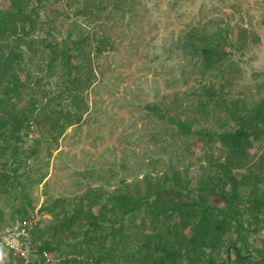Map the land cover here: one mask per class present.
Segmentation results:
<instances>
[{"label":"rangeland","instance_id":"rangeland-1","mask_svg":"<svg viewBox=\"0 0 264 264\" xmlns=\"http://www.w3.org/2000/svg\"><path fill=\"white\" fill-rule=\"evenodd\" d=\"M10 5L0 0V9ZM32 7L39 13L29 35L35 47L21 49L28 87L17 107L31 110L37 100L36 111L19 140L0 137V172L11 176L0 191V228L22 219L17 212L29 202L28 215H38V228L47 231L59 218L41 208L58 200L71 211L92 194L106 202L123 189L145 192L149 178L174 171H187L196 186L207 173V159L198 136L181 131L183 121L193 130L235 128L232 116L209 101L206 89L247 108L264 96V0H34ZM219 28L227 31L232 52L221 68L207 73L186 40L193 30L209 34ZM102 39L107 43L99 51ZM77 41L84 42L80 50ZM55 45L66 47L81 77L92 81L80 98L74 97L60 62L50 63ZM44 112L72 119L79 113L81 122L58 135ZM263 146L264 141L256 143L252 154L258 156ZM32 148L37 153L29 157ZM220 148L216 143L213 152L224 158ZM168 191L180 197L172 187ZM145 217L140 212L127 231L134 243L135 226ZM236 238L233 232L226 243ZM248 246L254 257L264 253V229L251 233ZM69 251L62 246L46 264H63ZM0 264H19V259L0 247ZM22 264L41 260L36 254Z\"/></svg>","mask_w":264,"mask_h":264},{"label":"trees","instance_id":"trees-1","mask_svg":"<svg viewBox=\"0 0 264 264\" xmlns=\"http://www.w3.org/2000/svg\"><path fill=\"white\" fill-rule=\"evenodd\" d=\"M33 1L10 0V8L0 9V137L9 135L16 140L36 111L37 100L31 110L17 107L23 90L28 87L22 78L27 71L22 64L21 49L35 47V40L29 37L39 16L32 7ZM106 43V39L100 40L98 50H103ZM74 44L80 50L84 42ZM185 46L193 57L202 60L207 73L221 68L233 48L223 28L209 34L193 30ZM241 46L242 43L237 44ZM67 50L55 45L50 63L60 62L74 97L80 98L92 81L81 77L80 66L72 62ZM206 94L210 102L232 116L235 128L221 133L202 128L193 130L191 122L183 121L181 131L198 136L207 159V173L197 185L192 186L187 171H174L172 176L149 178L145 192L123 189L112 193L106 202L92 194L80 199L71 211L59 205V200L54 205L43 206L41 212L59 218V223L49 226L47 231L37 228L33 234L41 264L47 263L43 252L54 255L64 245L70 251L63 264H264V253L254 257L248 252L251 233L264 229V146L258 156L251 152L256 143L264 141V96L247 108L238 101L227 103L212 87L206 89ZM150 109L157 113L156 107ZM60 113L44 114L58 135L73 123L81 122L79 113L74 119ZM216 143L220 144L224 158L215 156ZM36 153L37 149L32 148L29 157ZM14 170L16 174L17 168ZM10 178V174L0 172V191L7 187L5 183ZM168 187L180 197L171 196ZM215 200L220 203L216 204ZM96 206L99 209L94 212ZM58 207L60 211L56 210ZM28 208L20 209L18 215L28 217L30 202ZM140 212L146 217L135 226L137 242L134 243L127 231L133 229L131 224ZM2 221L0 215V225ZM253 224L256 226L251 228ZM48 232L49 239L45 238ZM233 232L237 238L227 244L226 238ZM78 237L82 241L73 244L71 240ZM18 259L19 264L24 263Z\"/></svg>","mask_w":264,"mask_h":264},{"label":"built area","instance_id":"built-area-1","mask_svg":"<svg viewBox=\"0 0 264 264\" xmlns=\"http://www.w3.org/2000/svg\"><path fill=\"white\" fill-rule=\"evenodd\" d=\"M38 215H30L0 228V247L6 248L16 257L27 261L36 255L33 234L40 225ZM47 262L50 256L43 252Z\"/></svg>","mask_w":264,"mask_h":264}]
</instances>
